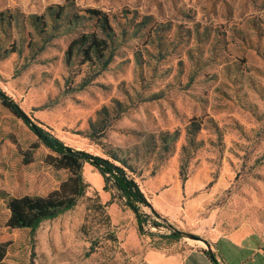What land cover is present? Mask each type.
<instances>
[{
    "label": "rangeland",
    "instance_id": "obj_1",
    "mask_svg": "<svg viewBox=\"0 0 264 264\" xmlns=\"http://www.w3.org/2000/svg\"><path fill=\"white\" fill-rule=\"evenodd\" d=\"M56 6L112 16L106 68L68 57L77 34L39 51L30 17ZM0 14L12 18L0 31V87L28 119L77 151L114 153L181 241L264 245V0H0ZM55 156L0 100L1 264H150L149 251L168 249L139 235L118 190L88 163L74 209L35 233L10 229L9 197L61 190L68 174Z\"/></svg>",
    "mask_w": 264,
    "mask_h": 264
},
{
    "label": "trees",
    "instance_id": "obj_2",
    "mask_svg": "<svg viewBox=\"0 0 264 264\" xmlns=\"http://www.w3.org/2000/svg\"><path fill=\"white\" fill-rule=\"evenodd\" d=\"M72 12L69 6H56L49 8L44 17H30L31 26L42 42L39 51L44 50L53 38L77 34L70 44L68 57L73 58L81 53L86 58V62L93 63L96 60L106 68L111 62L110 58L113 53L109 54L108 52L117 41L112 16L93 8L83 10V14ZM0 22V31L9 33L12 26L11 16L5 18L0 14ZM81 28L88 31H79ZM78 31L79 33H77ZM21 34H23L22 31ZM34 46L36 44L31 45L30 48L33 49ZM0 100L4 106L30 126L45 147L56 154L55 157H51V165L56 170H65L68 174L67 180L61 185V190L48 197H9L6 202L10 211L7 224L10 229H30L32 233H35L44 221L57 218L74 209L89 188V184L83 178V168L88 163L98 171L106 184L112 182L118 190L125 206L136 217L140 236L159 237L162 243L158 248H161L179 243L186 235L185 232L171 225L153 208L138 183L125 169L127 168L126 164L121 162L114 153L110 152L108 153L109 158H104L85 151H77L28 119L20 106L1 87ZM116 162L122 165H117ZM142 207L150 208L157 219L145 213ZM162 228H167L169 234L160 235L151 231V229L160 230ZM6 253L5 245H0V264L5 259ZM205 253L213 264H220L214 254L207 251Z\"/></svg>",
    "mask_w": 264,
    "mask_h": 264
},
{
    "label": "crops",
    "instance_id": "obj_3",
    "mask_svg": "<svg viewBox=\"0 0 264 264\" xmlns=\"http://www.w3.org/2000/svg\"><path fill=\"white\" fill-rule=\"evenodd\" d=\"M247 239L248 236L239 235H223L212 240L204 239L210 248L203 241H199L198 245L180 241L168 246V249L149 251L147 260L150 264H213L205 253L207 251L214 254L220 264H259V260L260 264H264V245H262L261 237L257 241H251V239L247 241ZM221 242L225 243L222 250Z\"/></svg>",
    "mask_w": 264,
    "mask_h": 264
},
{
    "label": "water",
    "instance_id": "obj_4",
    "mask_svg": "<svg viewBox=\"0 0 264 264\" xmlns=\"http://www.w3.org/2000/svg\"><path fill=\"white\" fill-rule=\"evenodd\" d=\"M188 236H189L191 239H193V240L203 241V242H204V243L210 248L208 242H207L206 240L202 239L201 237H198V236L193 235V234H189Z\"/></svg>",
    "mask_w": 264,
    "mask_h": 264
}]
</instances>
